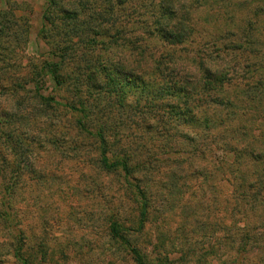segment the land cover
<instances>
[{
    "label": "rangeland",
    "instance_id": "rangeland-1",
    "mask_svg": "<svg viewBox=\"0 0 264 264\" xmlns=\"http://www.w3.org/2000/svg\"><path fill=\"white\" fill-rule=\"evenodd\" d=\"M153 1L138 3L135 0L137 6L133 8L134 19L131 21L151 17L152 10L146 9V6H150ZM98 2L103 3L104 0ZM176 2L186 6L195 5L198 9L194 12V17L201 26L197 28L205 31L196 37L194 33L183 51H180L182 46L175 47L179 51L177 53L189 52L193 55L199 42H202L208 49L205 51L208 54L206 58L212 60L213 65L226 67L233 64L238 67L236 74L227 76V81L238 77V85L245 84V76L251 75V72L242 73L243 66L249 64L252 72H258L264 66V11L258 10V7L264 6V0ZM132 4L129 3V6ZM47 6L46 0H0V11H7L9 15V23L6 22L8 29L0 32V55L9 59V65L6 66L8 76L22 70L30 62L29 59L48 56L49 46L39 36ZM212 37H217L220 42L237 41L243 48L230 53L217 51L218 45ZM252 38L254 42L250 46L248 42ZM165 49L160 43L154 47V52L159 56L166 52ZM3 63L0 62V67ZM47 86L49 89L46 94L52 91L54 82L50 80ZM244 90H248L247 85ZM230 91L232 98L240 88H232ZM6 94L0 90V101L7 97ZM118 102L115 99L107 103L109 111L105 122L119 136L113 141L122 139L120 135L123 134L125 138L135 141L133 147L140 154L159 159L152 157L147 168L152 166L154 169L144 178L152 205L151 217L143 232L127 234L136 239L150 262L226 264V260L235 257V240L239 243L241 229L246 228L248 231L246 225L249 224L251 233L248 237L257 238L258 241L249 245L254 252L248 253L242 262L238 259L228 263L264 264V225H259L264 222V212L255 211L261 205L252 206V210H249L250 205L247 209L244 208L246 200H242L239 205L241 193L235 182L228 181V174L235 172L238 165H228L226 151L223 150L224 142H232V135L237 134L231 132L235 125L213 127L208 131L209 135L202 133L203 131L198 133L193 129L180 128L190 133L188 137H192L191 142L182 136L174 139L172 135L176 134L173 131L175 127L170 128V131H164L158 126L145 130L138 127L134 119H123L118 123V110L111 108L112 104ZM207 106L211 112L216 103L210 102ZM225 107L227 109L219 112V117L237 121L242 114H247V120L252 123L249 131L251 134L245 136L246 141L250 143L253 134L261 132L258 143L264 142L263 99L258 103L257 112H252L241 104L233 109ZM22 108L23 106L20 110ZM128 111L132 112L133 109ZM57 114L62 116L61 129L68 130L74 140L78 139V146L73 148L76 144L66 136L56 149H23V158L30 155L35 169L27 168L21 177L18 174L13 177L12 173L8 175L10 183L20 178L13 195L9 196L0 188V264H23L22 259L14 256L15 246H18L14 243L16 237L20 243L24 240L19 237L24 235L21 232H25V249L28 248L32 256L36 257L35 262L30 264H136L129 251L113 239L109 232L110 219L115 213L124 220L128 219L129 214L131 217L137 215L133 191L125 185L121 171L107 173L97 166L95 140L91 136L85 138L78 134L77 137L75 131L70 129L71 116H66L63 110ZM159 133H164L167 138ZM202 145H206L205 148H218L217 156L200 158L189 155ZM200 150L196 153L199 154ZM192 161L196 162L195 165H191ZM242 165L251 167L252 171L257 169L254 161L249 159L243 160ZM197 166H204L208 169V174L194 175L197 173ZM21 167H27L26 162ZM221 168L226 172L224 176L220 173ZM245 170L248 171L247 168Z\"/></svg>",
    "mask_w": 264,
    "mask_h": 264
},
{
    "label": "trees",
    "instance_id": "trees-1",
    "mask_svg": "<svg viewBox=\"0 0 264 264\" xmlns=\"http://www.w3.org/2000/svg\"><path fill=\"white\" fill-rule=\"evenodd\" d=\"M46 1L48 6L39 36L49 46L48 56L29 59L22 70L8 76L6 66L9 59L0 55V62H4L0 67V90L7 93V97L0 101V188L6 194H14L20 179L10 183V173L13 177L16 174L21 177L27 168L35 169L30 155L23 158V149H56L66 136L76 144L73 148L78 146V139L74 140L68 130L61 129L62 116L57 112L63 110L66 116H71L70 129L77 137L78 134L85 138L91 136L97 143V166L107 173L121 171L125 185L136 197L137 215L131 217L129 214L124 220L115 213L110 219L111 237L129 251L136 264H153L136 239L127 236L130 232H143L151 217L152 205L144 178L154 169L152 166L147 168L153 156L140 154L133 147L135 141L123 134L120 135L122 139L113 141L119 136L105 122L109 111L107 103L118 99L119 102L111 106L118 110V123L123 119H134L138 127L145 130L158 126L170 131L175 127L174 139L182 136L191 142L190 133L180 128L209 135L208 131L213 127L235 125L231 132L237 134L232 135V142H224L226 163H231V167L238 165L235 172L228 174V181L235 182L241 193L239 205L246 200L245 209L250 205L249 210H252V206L259 204L261 208L257 207L255 211L264 212V142L258 143L261 132L253 134L249 143L245 136L251 134L252 121L247 120V114H242L237 121L219 117V112L227 109L225 106L233 109L241 104L252 112L258 111L259 101L264 100V66L258 72L250 71L249 64L243 66L242 73L251 72V75L245 76V84L238 85V77L227 81V76L236 74L238 67L233 64L226 67L213 65L212 60L206 58L208 49L202 42L193 55L177 53L179 51L175 47L182 46L180 51H183L194 33L196 37L205 32L197 28L201 26L194 17L198 9L195 5L186 6L176 0H154L146 6L152 10L151 17L131 21L134 19L133 8L137 6L135 0H104L103 3L99 0ZM131 2L133 4L129 6ZM258 10L264 11V6ZM8 21L7 11H0L1 33L8 29ZM217 37H212L218 45L217 51L230 53L243 48L237 41L220 42ZM251 40L248 42L250 46L254 42L253 38ZM160 43L166 52L158 56L154 47ZM50 80L54 87L46 94ZM246 85L248 90H244ZM232 88H240V91L231 98ZM210 102L216 103L211 112L207 106ZM128 109L135 111L129 112ZM205 146L196 148V151L201 149L199 154L195 151L189 155L200 158L217 156L218 148ZM245 159L254 161L257 169L252 171L251 167L242 165ZM24 162L25 168L21 167ZM195 163L192 161L191 165ZM223 168L220 173L224 176ZM207 170L204 166H197L194 175L204 176L208 174ZM259 225H264V222ZM246 227L248 231L241 229L239 243L235 240V257L232 260L244 261L248 253L254 252L249 245L258 243L257 238L248 237L251 228L249 224ZM21 233L25 235V232ZM24 235H19L24 238L23 244L18 237L14 242L18 246L12 244L16 249L14 256L22 259L23 264H30L36 257L28 248L25 249ZM232 260L225 262L229 264Z\"/></svg>",
    "mask_w": 264,
    "mask_h": 264
}]
</instances>
